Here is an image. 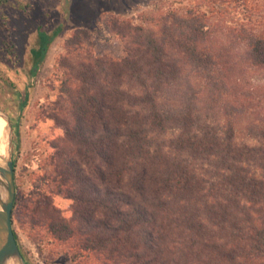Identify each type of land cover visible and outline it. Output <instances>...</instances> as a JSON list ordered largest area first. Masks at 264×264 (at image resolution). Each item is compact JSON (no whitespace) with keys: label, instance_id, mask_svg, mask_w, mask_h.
I'll list each match as a JSON object with an SVG mask.
<instances>
[{"label":"trees","instance_id":"1","mask_svg":"<svg viewBox=\"0 0 264 264\" xmlns=\"http://www.w3.org/2000/svg\"><path fill=\"white\" fill-rule=\"evenodd\" d=\"M186 5L142 23L110 16L118 60L87 50L84 30L66 43L52 191L23 208L74 259L264 264V118L244 84L264 70V0ZM61 30L40 28L36 66ZM54 194L73 201L72 218Z\"/></svg>","mask_w":264,"mask_h":264},{"label":"rangeland","instance_id":"2","mask_svg":"<svg viewBox=\"0 0 264 264\" xmlns=\"http://www.w3.org/2000/svg\"><path fill=\"white\" fill-rule=\"evenodd\" d=\"M170 6H187L186 0H0V110L8 115L13 129L16 211L22 214L15 218L14 228L27 263L102 264L89 253L74 259L77 251L55 241L44 227L33 226L23 208L52 191L50 162L55 145L65 136L52 114L66 80L60 60L67 52V41L84 30L90 36L85 41L87 50L95 56L121 59L123 42L105 29L110 16L142 23L141 18ZM40 28L49 35L62 30L36 66L32 51L39 47ZM244 78L245 86L255 89L257 112L263 119L264 70ZM53 201L63 217L72 218V200L54 194Z\"/></svg>","mask_w":264,"mask_h":264},{"label":"water","instance_id":"3","mask_svg":"<svg viewBox=\"0 0 264 264\" xmlns=\"http://www.w3.org/2000/svg\"><path fill=\"white\" fill-rule=\"evenodd\" d=\"M0 113L6 116L12 133L9 142L10 153L4 159L3 165L0 163V264H10L11 261L17 264H28L18 245L13 228L12 214L17 194L13 129L8 115L2 110Z\"/></svg>","mask_w":264,"mask_h":264},{"label":"bare ground","instance_id":"4","mask_svg":"<svg viewBox=\"0 0 264 264\" xmlns=\"http://www.w3.org/2000/svg\"><path fill=\"white\" fill-rule=\"evenodd\" d=\"M11 139L10 127L2 113H0V163L3 165L4 159L9 155V142ZM10 264H17L11 261Z\"/></svg>","mask_w":264,"mask_h":264}]
</instances>
